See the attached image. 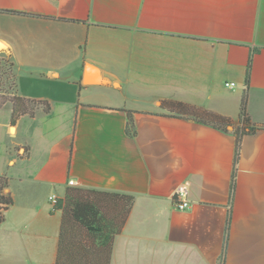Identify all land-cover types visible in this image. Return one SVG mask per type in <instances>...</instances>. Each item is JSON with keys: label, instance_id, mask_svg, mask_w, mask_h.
Segmentation results:
<instances>
[{"label": "crops", "instance_id": "crops-1", "mask_svg": "<svg viewBox=\"0 0 264 264\" xmlns=\"http://www.w3.org/2000/svg\"><path fill=\"white\" fill-rule=\"evenodd\" d=\"M0 42L19 94L50 105L14 123L0 107L13 199L0 264H55L61 210L48 196L66 188L133 196L109 264H264V128L243 135L234 165L233 127L163 105L237 124L246 89L251 122L264 124V0H0ZM86 63L96 83L84 82ZM181 183L183 211L173 206Z\"/></svg>", "mask_w": 264, "mask_h": 264}, {"label": "trees", "instance_id": "trees-1", "mask_svg": "<svg viewBox=\"0 0 264 264\" xmlns=\"http://www.w3.org/2000/svg\"><path fill=\"white\" fill-rule=\"evenodd\" d=\"M8 63L4 65L3 58ZM250 56L245 71V85H249L251 63ZM243 92L239 120L233 124L227 117L215 112L177 100H165L163 105L171 115H190L199 122L216 126L227 132L231 125L235 135L234 165L239 159L240 141L243 135L264 128V124H255L247 113V93ZM11 106L10 121L14 123L22 116H33L36 109L45 113L50 111L46 100L27 98L19 94L13 73V62L8 49L0 50V107ZM126 132L135 136V128L128 112ZM234 180L231 181V189ZM8 179L0 175V223L6 209L13 203L7 191ZM133 204L131 194L88 188H66L63 197L57 199L56 208L61 210V223L57 244L55 264H109L113 240L125 224Z\"/></svg>", "mask_w": 264, "mask_h": 264}, {"label": "built area", "instance_id": "built-area-1", "mask_svg": "<svg viewBox=\"0 0 264 264\" xmlns=\"http://www.w3.org/2000/svg\"><path fill=\"white\" fill-rule=\"evenodd\" d=\"M229 85H233V83L231 82L229 83ZM68 184L73 185L74 184L73 180L72 179L68 180ZM57 199L58 198L53 194L48 196V201L50 204L51 211L57 210L56 208ZM173 206L175 209L181 211L190 208L191 200L188 195V187L186 183H181L176 187L175 192L173 194Z\"/></svg>", "mask_w": 264, "mask_h": 264}, {"label": "water", "instance_id": "water-1", "mask_svg": "<svg viewBox=\"0 0 264 264\" xmlns=\"http://www.w3.org/2000/svg\"><path fill=\"white\" fill-rule=\"evenodd\" d=\"M1 46H0V50L3 49V44L0 42ZM99 78V73L97 68L90 63H86L84 66V73H83V80L85 83H96L98 81ZM11 129H13V126L10 127ZM229 128H232V126L230 125Z\"/></svg>", "mask_w": 264, "mask_h": 264}, {"label": "rangeland", "instance_id": "rangeland-1", "mask_svg": "<svg viewBox=\"0 0 264 264\" xmlns=\"http://www.w3.org/2000/svg\"><path fill=\"white\" fill-rule=\"evenodd\" d=\"M2 63H4V65L6 64V63H8V61H7V59L4 57L3 58V62ZM6 66V65H5Z\"/></svg>", "mask_w": 264, "mask_h": 264}]
</instances>
